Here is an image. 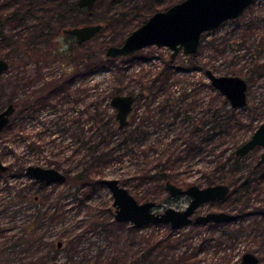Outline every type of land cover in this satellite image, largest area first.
<instances>
[{
	"label": "trees",
	"instance_id": "1",
	"mask_svg": "<svg viewBox=\"0 0 264 264\" xmlns=\"http://www.w3.org/2000/svg\"><path fill=\"white\" fill-rule=\"evenodd\" d=\"M181 1L117 0L113 2L115 9L110 11L108 23L111 25V19L117 16L124 26L135 20L146 22L151 14ZM104 2L100 0L96 5ZM94 9H80L76 0H0V59L7 58L8 50L18 52L23 46H29L34 51L36 43H50L54 36L50 29L57 30L52 22L60 29L77 27L70 20L74 13H86L88 24H93ZM116 9L121 12H114ZM228 23L230 27L223 33L215 30L210 38H207L210 33L203 35L198 52L188 56L187 67L190 71L204 73L209 69L220 75L243 77L249 86L248 96L253 95L255 102L264 103V0L254 3L239 19ZM73 39L75 42L68 52L74 53L72 60L78 62L74 72H70L66 81L47 83L25 108L33 112L48 106L57 109L61 103L57 99L61 96L74 103L85 102L83 109L72 110L65 121V132L75 146L71 159L77 163L63 170L58 162L56 169L64 171L66 183L78 192L75 210L88 216L78 236L65 243V260L58 257L60 249L56 242H49L51 251L39 259L44 264L47 261L49 264H241L242 258H235L233 251L243 244L264 264V164L257 167L247 163L245 157L236 156L237 149L262 124L255 125L257 120L243 114L246 108L251 109V104L234 109L210 83L181 77L173 71V66L166 64L147 82L125 83L124 78L118 88L102 91L88 102L90 86L85 83L76 87L75 82L79 77L87 79L89 74L78 69L82 66L81 70L90 73L103 66V58L85 49L88 42L79 45ZM198 84L205 85L209 94H204ZM136 86L141 91L128 93L135 97V105L129 125L121 130L111 100ZM178 86L179 90H174ZM10 103L21 114V103L13 99ZM20 114L16 135L29 144L26 147L39 150L38 144L28 136ZM203 160L211 168L203 171L204 181L199 185L230 186L228 197L215 203L222 211L235 215L232 222L192 223L178 230L168 225L138 228L117 223L112 204L103 203L99 208L92 205L91 192L106 186V173L113 165L130 162L136 167L119 179L125 188L163 190L167 182L185 185V175ZM39 186L44 202L60 199L61 192L46 195L47 185ZM33 204L40 212L43 206L39 201L34 200ZM39 212L26 226L27 235L37 236L44 228L46 217ZM59 220L63 222L62 215L57 214L54 221ZM66 230L60 235L61 241L66 238Z\"/></svg>",
	"mask_w": 264,
	"mask_h": 264
},
{
	"label": "rangeland",
	"instance_id": "2",
	"mask_svg": "<svg viewBox=\"0 0 264 264\" xmlns=\"http://www.w3.org/2000/svg\"><path fill=\"white\" fill-rule=\"evenodd\" d=\"M115 1L117 0H106L102 5H96L93 11V24H88L86 13H74L70 18L77 27L95 24L104 26L103 30L89 41L85 48L94 53L97 58H103V66L92 69L90 73L85 69L81 70L82 66L79 67V72H85L89 75L87 79L79 77L75 82L76 87H81L85 83L90 86L88 102L91 99H96V96L102 91H113L118 88L124 78H126L125 83L133 82V84L149 81L164 68L172 54V51L166 47L151 46L127 57L106 58L105 53L109 47L121 46L133 31L145 23L135 20L132 24L124 26L123 21L117 16L111 19L110 25L108 23L110 17L108 18V16H111L110 11L115 9L113 5ZM114 12L119 14L121 10L116 9ZM152 15L148 16L147 20ZM32 23L34 22L30 21V24ZM51 25L57 27V30L50 29L51 33L54 34L50 43L47 41L36 43L34 51L29 46H23L18 52L6 51L9 70L0 77V112L11 104V99L14 102L16 101L17 104L21 103L20 109L22 111L21 114L20 110L14 113L11 124L0 134V159L6 166L11 167L6 174L0 172V261L7 262L9 259V264H44L39 258L51 251L50 243L52 242L61 243L58 257L62 261L65 260L67 249L65 243L78 236L83 227L82 223L88 216L87 213H79L75 210L78 192L71 184L65 182L56 186H49L45 194L61 192L59 194L60 199L56 200L54 198L44 202V198H41L42 193L39 192V186L24 173V169L29 165L56 169L57 163L60 162L64 170V168L73 167L77 163L76 159H71L72 150L75 149V146L72 145L70 135L65 132L67 127L65 121L71 116L72 110L76 108L83 109L85 102L74 103L71 99L66 100L64 96H61L57 99L61 102L57 109L48 106L33 112L31 109L25 108L29 100H35L41 94V90L47 83L66 81L72 74L70 72H74L76 63H78L72 60L75 54L68 52L71 43L75 40L63 33L64 29L75 28V26L60 29L56 22H52ZM229 27L230 24L227 22L217 30L223 33ZM46 31L48 32V30ZM209 33L207 38H210L212 34V32ZM39 50H42V53H50L51 55L42 56ZM53 50H56V53L53 54ZM189 58L180 53L170 66H173V71L181 77L188 76L192 80L193 78L195 80L202 79L204 82L209 83L202 71H190V68L187 67ZM131 79L134 81H131ZM133 84L132 86H135ZM198 87L203 89L204 94H209V90L205 85L198 84ZM129 89L122 95H128L130 91L135 93L141 91L140 86ZM174 90H179V86L175 87ZM15 92L17 93L16 96H14ZM249 104H251V107H249L251 109L246 108L245 112L243 111L245 117L248 116L257 120L255 125L263 123L264 103L255 102L252 95L251 97L248 96ZM19 114L28 131V136L38 144L39 150L26 147L29 144H25L26 141L20 139L18 134L16 135ZM32 114L34 117H32ZM263 151L264 149L259 147L246 156L244 160H247V163L257 164ZM113 166L107 170V179L119 180L122 176L131 174L136 168L133 164L130 165V162ZM192 167L195 169L185 175L187 183L182 187L191 185H197L201 188L206 187L199 184H203L204 181L203 171L210 170L211 166H208V162L203 160L200 165ZM126 188H129L131 195L140 204L156 202L155 212L157 213H162L168 208L183 211L191 201L190 197L186 195L172 197L166 189L136 188L134 186ZM91 195V202L95 208H99L103 203L113 204L111 191L107 186L93 190ZM35 197L39 198V204L43 206L40 212L33 204ZM221 211L219 204L207 203L198 209L197 215ZM38 212L46 217L45 226L41 231L39 230V235H27L25 233L26 226ZM57 214L62 215V223L61 220L54 221ZM65 228H67L66 238L61 241L60 235ZM63 245L65 246L62 248ZM84 246H87V243ZM247 252H249L248 247L243 244L233 251L235 258H242ZM49 263L50 261H47L45 264Z\"/></svg>",
	"mask_w": 264,
	"mask_h": 264
},
{
	"label": "water",
	"instance_id": "3",
	"mask_svg": "<svg viewBox=\"0 0 264 264\" xmlns=\"http://www.w3.org/2000/svg\"><path fill=\"white\" fill-rule=\"evenodd\" d=\"M100 0H76L80 9L92 11ZM260 0H183L167 10L154 13L137 30L133 31L121 46H111L106 50L108 59L127 57L151 46L166 47L172 51L167 66L174 63L177 56L183 53L191 56L198 52L204 34L219 29L223 24L239 19L254 3ZM102 24L86 25L83 27L67 28L63 33L74 37L79 45L91 41L102 30ZM9 70V62L0 59V77ZM207 80L214 90L219 92L234 109L248 106L249 86L247 81L236 75H219L212 70L204 72ZM112 107L116 110L119 129L129 125V116L135 105L132 95H118L111 100ZM16 108L10 104L0 112V134L10 124ZM264 149V122L252 134L249 140L242 144L236 151V156L244 158L257 148ZM264 164V151L262 152L257 167ZM0 160V171L8 172ZM26 176L38 183L48 185L65 183L67 176L61 170L44 168L40 166H27ZM105 185L111 191L115 221L127 223L138 228L150 225H168L173 230L195 224H222L235 220V215L228 212H209L197 215L198 209L207 203L224 201L229 193L230 186L218 184L208 187L191 185L182 187L167 182L166 190L172 197L189 196L191 201L188 207L179 211L168 208L162 213L155 212L156 202L138 203L129 190L123 187L118 179H107ZM58 247H61L59 243ZM260 259L253 253H245L241 264H260Z\"/></svg>",
	"mask_w": 264,
	"mask_h": 264
},
{
	"label": "flooded vegetation",
	"instance_id": "4",
	"mask_svg": "<svg viewBox=\"0 0 264 264\" xmlns=\"http://www.w3.org/2000/svg\"><path fill=\"white\" fill-rule=\"evenodd\" d=\"M117 115V114H116ZM130 117V116H129ZM1 160V159H0ZM2 161V160H1ZM29 166H33V165H29ZM8 171H10V167H9V170ZM1 172V171H0ZM1 173H3V172H1ZM7 172H5V173H3V174H6ZM24 173H25V169H24ZM25 175H26V173H25ZM35 182V184L36 185H38L39 186V184H45V183H38V182H36V181H34ZM58 184V183H57ZM45 185H47V187L46 188H48L49 186H52V185H56V184H52V185H48V184H45ZM39 188H40V186H39ZM35 201L37 202V201H39V198L38 197H35ZM0 264H8L6 261H0Z\"/></svg>",
	"mask_w": 264,
	"mask_h": 264
}]
</instances>
